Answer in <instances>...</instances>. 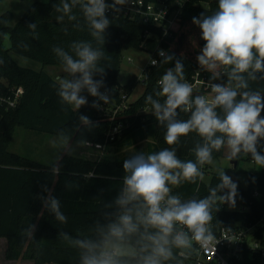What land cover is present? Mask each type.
Here are the masks:
<instances>
[{
	"label": "clouds",
	"instance_id": "1",
	"mask_svg": "<svg viewBox=\"0 0 264 264\" xmlns=\"http://www.w3.org/2000/svg\"><path fill=\"white\" fill-rule=\"evenodd\" d=\"M129 0H61L53 7L59 13L57 22L77 21L74 9H79L91 40L73 41L69 50L54 46L63 77H57L53 87L62 105L74 111L88 105L85 91L94 97L91 107L99 110L112 97L105 87L104 44L106 30L112 20L106 13H119ZM192 23L201 29L205 41L196 57L201 69L210 73L207 87L210 93L194 95V85L186 79L180 59L160 50L162 64L175 59L174 67L167 68L158 80V88L145 97L150 113L165 129L164 141L168 147L159 151L137 152L123 162V178L117 196L103 205L102 219L90 227V235L73 238L67 232L59 235L78 250L79 264H185L198 258L201 250L213 251L219 243L213 231L214 213L220 205L235 207L237 184L216 168L219 183L208 186L203 198H184L175 188L184 183L196 184L205 180V165L214 164V153L224 150L232 161L251 155L258 168H264V87H253L264 82V0H217V8L210 14L193 17ZM35 35L37 24L27 26ZM74 28H81L77 22ZM67 31V29H65ZM95 42V46L94 43ZM157 65V60H151ZM99 76L100 79H95ZM226 77V82L214 83ZM186 114L181 119L180 114ZM78 131H92L98 124L87 115L80 114ZM195 133L199 139L190 149L195 159L182 160L177 155L181 138ZM53 146L72 155V137L64 131L57 134ZM87 139H78L76 146L88 145ZM62 155L52 163L50 171L58 176ZM73 175H78L73 173ZM93 178L94 173L85 174ZM66 188H78L72 182ZM198 191V189H197ZM38 198L60 224L67 216L61 210V201L47 185L42 186ZM40 215H43L41 213ZM36 225L30 223L24 230L34 238Z\"/></svg>",
	"mask_w": 264,
	"mask_h": 264
},
{
	"label": "trees",
	"instance_id": "2",
	"mask_svg": "<svg viewBox=\"0 0 264 264\" xmlns=\"http://www.w3.org/2000/svg\"><path fill=\"white\" fill-rule=\"evenodd\" d=\"M2 0H0L1 2ZM61 0H34L26 9L15 25L11 24L13 14L6 10L0 14V96L13 95L18 86L24 88L19 101L15 106H8L6 101L0 99V237L8 241L6 257L9 259L28 258L34 264L58 263L79 264L78 250L70 246L59 232H67L73 238L90 235V227L97 220L102 219L103 205L111 202L118 194L124 175L123 162L131 155L144 151L145 153L159 151L168 147L164 141L165 129L159 126L155 117L150 113V106L146 105L145 97L153 94L158 88V80L169 67H174L175 59H180L184 65L186 79L193 81L197 72L202 77L210 73L201 69L196 57L200 53L205 41L201 39V29L192 23L193 17L201 13L210 14L217 8V0H195L189 2L182 13L179 22L170 26V34H166L160 44L166 53L175 59L169 64L160 63L146 66L144 71L146 86L143 93L134 101L129 97L137 80L130 79L122 85L118 81L123 52L129 47H142L146 33L163 35V27L145 24L137 19L116 16L106 13L112 20L106 30L104 44L105 59L100 63L105 67L103 77L105 89L111 92L113 105L99 110L92 108L94 97L89 98L88 105L74 111L67 105H62L53 87L56 77L50 72L20 64L12 55L16 53L33 58L46 64H59V59L53 53L54 46L69 50L73 41L91 40L86 25L79 9H74L77 21H69L67 17L63 22H57L53 5L60 4ZM36 23L35 35L27 26ZM79 22L81 28L73 25ZM199 29L197 49L184 47L186 28ZM67 29V31H65ZM9 34L11 45L6 47L5 39ZM94 46L95 42L93 41ZM95 79H100L96 76ZM221 82H226L223 77ZM264 87V82L253 87ZM203 90V89H201ZM200 90V91H201ZM199 90H194V95ZM123 94L127 95V102L117 111L116 106L125 102ZM80 114L87 115L98 127L87 131H78ZM181 119H186V114H180ZM121 124V131L114 139L109 134L114 126ZM18 125L58 134L64 131L68 136L76 139H87L95 143L109 145L125 138L128 144H134L137 137L151 139L144 147L135 152L116 158H89L75 155H62L61 171L58 176H53L50 171L51 163H42L38 160L13 152L9 149L13 134ZM199 137L190 133L181 138L177 149L180 159H195L190 149ZM264 145V141L260 142ZM224 150L214 153V158L224 155ZM264 154V147L261 148ZM241 159L233 167L238 173ZM208 165L204 166L206 172ZM93 172V178H86L85 174ZM77 173L78 175H73ZM225 173L228 175L227 170ZM72 182L78 188L69 190L65 183ZM219 183L216 172L209 182L198 181L196 184L184 183L175 192L184 198L192 196H206L208 186L215 187ZM47 185L52 189V194L61 201V210L67 216L66 224H60L54 217L43 209L38 195L42 193V186ZM237 208H228L227 204L220 205V211L214 213L213 230L228 225L235 220L253 223L264 215V168H259L255 173L250 172L248 185L243 187L237 184ZM198 189V191H197ZM257 191V192H256ZM245 206L242 209L239 206ZM43 213V215H40ZM30 223L35 224L34 238H28L24 230Z\"/></svg>",
	"mask_w": 264,
	"mask_h": 264
},
{
	"label": "rangeland",
	"instance_id": "3",
	"mask_svg": "<svg viewBox=\"0 0 264 264\" xmlns=\"http://www.w3.org/2000/svg\"><path fill=\"white\" fill-rule=\"evenodd\" d=\"M34 0H2L0 2V14L6 10H9L13 14L11 24L15 25L21 18L26 9L32 4ZM186 39L184 47L193 49L199 47L197 35L199 29L186 28ZM6 47H10L11 40L9 34L5 39ZM160 46L159 39L154 38L150 41H144L142 47H129L123 52L121 67L118 73V81L120 84H126L130 79L135 78L137 80L136 85L130 94L129 100L134 101L144 91L146 82L145 74L143 69L149 63L152 52ZM163 47V46H162ZM164 48V47H163ZM11 55L22 65L30 66L36 69L44 68L50 72L56 78L63 77L66 74L63 72L62 65L59 64H46L35 60L33 58L20 55L15 51L11 50ZM87 96L88 101L90 95L85 91L82 93ZM113 105V101L109 102ZM83 107V106H82ZM81 107V108H82ZM264 116V112L261 113ZM57 134L45 132L37 129L27 128L21 125L16 127V131L13 134L12 140L9 145V149L13 152L20 153L28 156L42 163H51L63 154V149L59 146H53V140H57ZM151 138L141 139L137 137L134 144H128L125 138L120 139L117 142L106 145L104 148L98 149L92 146L84 145L77 147L76 141L78 139L72 137V147L74 148L73 154L75 156L95 158H116L122 155L130 154L135 152L138 148L144 147ZM261 151V148L258 149ZM214 164L208 165V169L205 172V182H209L216 168L223 167L228 172L233 182H236V175L240 185L246 187L248 185V177L250 172L255 173L259 168L251 161V155L242 157L239 163L241 170L238 173L234 172V162L226 159V153L219 158H214ZM228 208H233L229 207ZM235 205L234 208H237ZM8 241L5 237H0V264H34L32 259L21 258V259H9L6 257V248ZM44 264H58V263H44Z\"/></svg>",
	"mask_w": 264,
	"mask_h": 264
},
{
	"label": "built area",
	"instance_id": "4",
	"mask_svg": "<svg viewBox=\"0 0 264 264\" xmlns=\"http://www.w3.org/2000/svg\"><path fill=\"white\" fill-rule=\"evenodd\" d=\"M195 0H129V3L121 7V11L117 14L112 10L108 13L116 16L128 17L130 19H137L145 24L159 25L163 27V35H153L148 32L145 35L144 41H150L154 38L159 39V44L166 34H170V26L179 22L182 18V13L185 6ZM113 0H106V3L111 4ZM143 41V42H144ZM160 50L165 48L158 46L151 55L149 63L146 66H151V60L160 61L158 55ZM145 66V67H146ZM145 69V68H144ZM143 69V70H144ZM210 81V77L204 74L202 77L199 73L195 75V79L190 81L194 85V90H201L198 94H209L210 89L207 87V83ZM214 83H221V81H212ZM24 92L22 86H18L14 89L13 95L0 96L2 101H6L8 106H15L19 101L21 95ZM125 102L116 106L117 111L122 106H125L127 102V95L123 94ZM101 108L106 109L107 105L103 102ZM121 131V124L113 127L110 131V139H114L117 133ZM88 146H92L98 149L104 148L106 145L102 143H95L89 141ZM257 192V191H256ZM242 209H246L245 206H239ZM216 239L219 241L215 245V254L213 251L201 250L198 258L185 262V264H264V215L253 223H248L243 220H235L228 225H223L216 230H213Z\"/></svg>",
	"mask_w": 264,
	"mask_h": 264
},
{
	"label": "water",
	"instance_id": "5",
	"mask_svg": "<svg viewBox=\"0 0 264 264\" xmlns=\"http://www.w3.org/2000/svg\"><path fill=\"white\" fill-rule=\"evenodd\" d=\"M233 162H234V166H236L237 165V163H238V161H237V159H235V160H233ZM236 184H238L239 182H238V179H237V175H236V182H235Z\"/></svg>",
	"mask_w": 264,
	"mask_h": 264
}]
</instances>
